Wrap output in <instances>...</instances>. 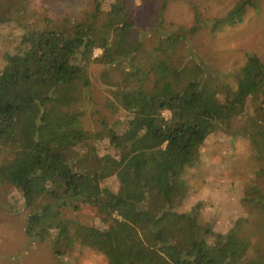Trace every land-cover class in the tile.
I'll return each instance as SVG.
<instances>
[{
    "label": "trees",
    "instance_id": "obj_1",
    "mask_svg": "<svg viewBox=\"0 0 264 264\" xmlns=\"http://www.w3.org/2000/svg\"><path fill=\"white\" fill-rule=\"evenodd\" d=\"M34 2L0 0V29L19 31L0 41V186L24 200L28 243L49 242L58 263L86 247L109 264H264V187L242 191L244 212L225 232L201 203L181 210L213 133L232 136L245 119L240 129L264 152L260 57L222 74L183 55L196 26L149 46L127 0L59 17ZM249 7L240 0L210 32L242 23ZM86 206L94 224L78 215Z\"/></svg>",
    "mask_w": 264,
    "mask_h": 264
},
{
    "label": "rangeland",
    "instance_id": "obj_2",
    "mask_svg": "<svg viewBox=\"0 0 264 264\" xmlns=\"http://www.w3.org/2000/svg\"><path fill=\"white\" fill-rule=\"evenodd\" d=\"M34 1L40 5H35L38 9L47 10L55 17L67 13L79 15L88 9L90 2ZM254 1L257 8L249 7L242 23L214 33L210 32V22L225 16L240 0H127V5L136 23V34L149 46L178 27L196 26L197 33L184 45L183 55L196 56L223 74L243 67L248 54L257 55L264 62V0ZM30 16H27L29 20ZM39 22L37 19L30 23L33 27ZM0 30V41L4 43L13 41L14 34H19L18 29L9 25ZM100 53V50L95 52L96 56ZM105 96L103 89L97 87L94 100L98 107L104 108ZM105 113L108 114L106 109ZM244 120L237 121L238 131L231 132L232 136L226 135L224 129L213 133L202 148L201 162L187 175L194 189L181 210L201 203L203 218L211 220L217 231L225 232L231 220L244 212L240 196L245 188L264 187V152L260 154L243 134L240 128ZM23 203L13 185L1 184L0 264H109L105 256L86 247L76 249L68 261L58 263L49 242L28 243ZM78 215L89 225L95 223L92 207H84Z\"/></svg>",
    "mask_w": 264,
    "mask_h": 264
},
{
    "label": "built area",
    "instance_id": "obj_3",
    "mask_svg": "<svg viewBox=\"0 0 264 264\" xmlns=\"http://www.w3.org/2000/svg\"><path fill=\"white\" fill-rule=\"evenodd\" d=\"M165 115H166V116H168V115H169V113H168V112H165Z\"/></svg>",
    "mask_w": 264,
    "mask_h": 264
}]
</instances>
